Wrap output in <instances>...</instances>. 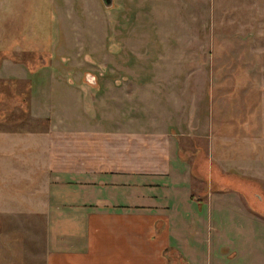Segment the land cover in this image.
Segmentation results:
<instances>
[{
    "label": "crops",
    "instance_id": "1",
    "mask_svg": "<svg viewBox=\"0 0 264 264\" xmlns=\"http://www.w3.org/2000/svg\"><path fill=\"white\" fill-rule=\"evenodd\" d=\"M68 1L61 0L64 5ZM71 1L73 6L81 1L82 10L74 13L80 21L85 16L83 0ZM157 1L154 0V5ZM142 2L121 0V13L118 12L117 23L112 27L118 32L116 55L107 53L106 57L96 55L97 58L87 60H69L70 69H78L79 76L76 73L75 80L61 83V91H71L82 103L83 91L73 83L84 79L82 71L92 69L93 64L100 65L101 72H92L96 82L91 84L84 79V83L90 86L88 100L99 101L107 110L104 117L109 124L92 128L85 122L69 120L61 125L52 123L49 131L34 132L37 136L46 134L43 139H23V174L28 180L32 177L33 182L18 186L21 202L17 205L4 203L9 198L5 194L8 187L0 188V264H264V233H260L258 215L250 210L252 207L239 190L233 189L218 198L222 201L226 196V200L232 201L231 205L243 207L246 218L244 233L247 235L239 244L230 245L225 240L229 250L224 253V259L218 253L224 234L213 233L210 220L218 210L210 203L216 195L200 191L202 195L206 193L204 197L207 195L205 200L208 201H197L203 199L193 193L190 186H184V183L193 184L196 160L202 156L195 136L202 134L196 135V119L191 121L192 130L186 132L181 127L175 128L179 123L176 121L181 125L186 123L185 114L190 106V113L193 117L196 115L199 106L195 103L201 93L196 91L193 98L190 91V100L187 99L190 79L185 87L181 85L184 91L178 93L175 73L185 69L187 64L202 63L203 58L215 65L230 62L216 53L217 44L224 48L223 42L227 41L218 40L216 34L215 0H202L206 14L204 24L201 23V0H165L167 7H179L181 3V29L167 26L163 35L157 34L159 40L155 43L143 41L146 35L143 32L150 29L139 23L142 11L139 12L138 7ZM92 3L97 11L103 10L100 0H92ZM73 12L69 10L65 14L69 21ZM70 28L62 49L70 47L68 35L70 39H80L76 38L73 27ZM99 28L105 30L108 42L110 26L103 24ZM153 28L155 33L161 32L158 26ZM90 31L96 30L91 28ZM90 31L89 35L82 36L84 48L91 49L97 39ZM202 31H209V39H203ZM260 31H264V26ZM127 44L133 50L127 49ZM141 47L144 51L138 49ZM204 48H209V56ZM113 63L121 74L116 87L106 73ZM189 75L193 76V72ZM195 81L192 79L191 85ZM262 85L261 91H254L259 104H264ZM103 86L105 91H102ZM72 87L75 89L71 90ZM42 95L46 97V91ZM200 101L203 103V98ZM46 103L49 104L48 99ZM175 106L181 107L180 116L175 117L174 113H178L174 112ZM38 107L42 106L33 100L32 110ZM52 111L53 106L45 116L48 118ZM262 127L257 147L262 153L258 150L257 158L252 160L257 161L264 175L263 124ZM20 133L25 135V132ZM187 136L192 140L191 146L184 143ZM41 141L46 142V147L41 146ZM214 146L210 138V162ZM191 147H198V151L193 153ZM179 155L183 158L181 168L173 166ZM250 158L238 157L240 164ZM11 168L16 172L15 166ZM41 169L46 172L40 174ZM39 176H43L41 184L46 176L49 183L41 186ZM136 180L138 183L133 182ZM163 191L167 194H161ZM41 193L47 196L45 201L39 202ZM189 215L192 220L188 221ZM201 242L205 243V250L198 248Z\"/></svg>",
    "mask_w": 264,
    "mask_h": 264
},
{
    "label": "rangeland",
    "instance_id": "2",
    "mask_svg": "<svg viewBox=\"0 0 264 264\" xmlns=\"http://www.w3.org/2000/svg\"><path fill=\"white\" fill-rule=\"evenodd\" d=\"M100 1L103 10L97 11L92 0L87 1L88 5L83 0L85 16L80 17L82 19L79 21L74 13L82 10L79 5L81 1L73 6L71 0L66 5L61 0H0V188L8 187L5 194L9 197L4 203L20 204L21 193L17 191L18 186L30 185L33 182L32 177L28 180L23 174V139L47 137L46 134L37 136L35 133L49 131L52 123L61 125L73 120L85 122L94 128L110 122L106 118L107 110H104L103 104L99 101L91 103L88 100L90 86L84 83V79H87V83L96 82V76L92 72H101L100 65L93 64L95 66H90L92 69L82 71L84 79L73 83V86H78L83 91L82 103L77 101L71 91H61V83L75 80L74 74L78 73L79 76L80 73L78 69H70L72 65L69 60H87L97 58L96 55L106 57L107 53H117L118 32L112 27L117 23L118 12L121 13V0H114L113 6L109 8ZM215 5L216 14L213 21L218 30L216 34L218 40L227 41L223 42L227 46L224 48L217 44L216 53L217 56L222 55L225 59H230V62L215 65L209 61L205 62L203 58L202 63L187 64L185 69L175 73L178 79V93L184 91L181 85L185 87L188 79L190 81L186 90L187 99L190 100V91L192 94L196 91L201 93L195 103L199 106L196 115L193 117L190 113V106L185 114L186 123L181 125L180 121H176L179 123L175 128L181 127L185 132L190 131L192 122L196 119V135L202 134L194 135L202 156L196 160V166L194 165L196 173L193 176V184L184 183V186H190L191 191L203 199L197 201L206 203V193L216 195L212 201L209 200L218 208L214 209L215 215L210 220L213 233L224 234L218 253L225 259L224 253L229 250L225 240H228L230 245L239 244L246 234V218L243 207L231 205L230 198L226 200L225 196V199L219 201L221 194H230L233 189L239 190L247 205L252 207H249L250 210L258 215L260 233H264V175L261 174L257 161L252 160L257 158L258 150L262 153L257 147L261 139L262 124L264 125V104L258 103L254 91H261L264 84V31H260V27L264 26V0H215ZM204 7L205 4L201 0L203 24L206 18ZM179 8L181 3L179 7L175 5L173 8L167 7L165 0H158L156 5L154 0H143L138 7L139 12L142 11L139 23L150 29L146 33L143 32V35L146 34L143 41L151 40L155 43V40H159L157 34L163 35L162 31L170 25L176 30L181 29ZM69 10L74 11L70 21L65 17ZM103 24H108L111 28L108 42L105 30L103 32L99 28ZM70 26L73 27L76 38L80 39H70L68 35L70 47L62 49L64 36L71 30ZM155 26L161 29L160 33H155ZM91 28L96 31L91 32ZM89 31L97 36L96 41L91 44V49L84 48L83 41L81 42L83 34L89 35ZM202 33L203 39H209V31ZM126 46L131 49L129 44ZM138 49L144 51L142 47ZM203 51L209 56V48H204ZM64 57H68V60L65 61ZM190 71L193 76L189 75ZM106 73L109 74L107 78L114 81V87L118 86L117 79L121 74L117 73V64L109 65ZM192 79L196 80L193 85ZM73 88L75 89L72 87L71 90ZM44 91L46 97L42 95ZM102 91H105V86ZM202 98L203 103L200 101ZM47 99L50 105H45ZM33 100H37L42 107L32 110ZM52 106L53 111L47 118L45 115L51 111ZM174 108V112H178H173L175 117L180 116L181 107ZM117 117L118 113L115 112V118ZM20 132H25V135ZM207 132L210 136L206 135ZM190 137H185L184 143L187 146L193 144ZM210 138L215 145L212 162L209 160ZM41 142V146L46 147V142ZM198 147L190 149L195 153ZM240 156L251 157L249 160L253 162L248 160L247 163L240 164ZM216 158L218 159L215 160ZM182 160L179 155V160L173 162V166L181 168ZM12 165L15 166L16 172L12 170ZM44 171L46 172L41 169L39 173ZM25 177L27 180H24ZM45 178L43 182L48 184V176ZM42 179L43 176H39L40 184ZM200 191L206 193L202 195ZM164 192L166 193L163 191L161 194L165 195ZM45 196L47 195L41 193L39 202L45 201ZM55 198L53 192L52 199ZM60 203L63 204V201ZM191 216L189 215L188 221L192 220ZM198 248L205 250V243L201 242Z\"/></svg>",
    "mask_w": 264,
    "mask_h": 264
},
{
    "label": "water",
    "instance_id": "3",
    "mask_svg": "<svg viewBox=\"0 0 264 264\" xmlns=\"http://www.w3.org/2000/svg\"><path fill=\"white\" fill-rule=\"evenodd\" d=\"M103 4L106 6V7H112L113 6V2L114 0H102ZM93 81V80H92Z\"/></svg>",
    "mask_w": 264,
    "mask_h": 264
}]
</instances>
